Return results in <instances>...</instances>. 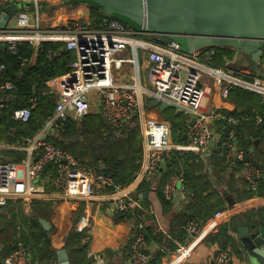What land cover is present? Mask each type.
I'll list each match as a JSON object with an SVG mask.
<instances>
[{"label":"built area","instance_id":"2783aa9c","mask_svg":"<svg viewBox=\"0 0 264 264\" xmlns=\"http://www.w3.org/2000/svg\"><path fill=\"white\" fill-rule=\"evenodd\" d=\"M50 3L51 0L19 1L23 8L14 15L10 25L12 17L0 29V44L6 46L3 52L16 54L19 44L28 43L35 52L31 63L44 43L61 44L63 51L68 50L76 56L68 73L47 82L50 92L57 97V104L43 129L20 146L0 144V153L2 150H15L24 151L27 155L22 163L0 160V208L10 202H20L31 208L33 202L44 201L54 204H108L114 216L141 209L143 195L137 200L134 197L137 190L145 180L150 181L162 174L176 152L194 153L206 162L213 151L218 150L225 163L235 168L238 177L253 188L260 184L264 168L246 161L236 130L238 121L222 113V109L210 107L206 100L218 91L222 100L227 101L230 90L236 87L258 95L264 104V49L258 62L261 74L257 76L252 65L238 70L232 67L238 52L231 48L228 49L234 53L232 58L225 57L223 64L218 65L213 61L212 49H203L189 56L182 52L177 42L162 43L157 34L143 33L111 16H105L97 28L92 26L91 19L87 23L85 20L89 18L83 14L63 24L44 27L40 6L46 8ZM11 4L12 0H0V20L3 9ZM57 55L58 52L52 50L48 58ZM25 63L27 60L23 61ZM122 69L127 71V77L117 83L118 75L114 71ZM4 71L5 66L0 65V110L7 106L10 94L15 91L12 82L4 80ZM203 74L213 82V88L202 86ZM153 101L170 106L176 114L186 118L184 142L175 143L170 122L163 115L159 116L157 109L148 110V104ZM94 104L98 108L97 113L112 128L122 129L133 123L139 127L143 150L141 168L126 186L103 174L93 175L74 155L47 141L48 135L64 131L70 118L81 121L90 115ZM36 105L37 99H31L29 108L13 113L14 120L28 122ZM255 121L257 125L264 124V112L257 114ZM41 149L44 153L37 157ZM48 165L56 167L53 183L43 176ZM52 187L54 190L51 192ZM163 195L177 211L189 201L183 172L168 179ZM223 212L216 213L202 229L198 220L187 222L183 230L188 242L166 255L170 258L168 264L186 251L187 256L180 264H190L189 259L196 246L220 228ZM136 219L138 224L128 225L132 245L127 264H151L153 254L146 241L147 221L142 215ZM89 228L86 217L81 218L77 224L78 231L86 233ZM82 242L90 245L88 233ZM15 247L2 264H32L21 235ZM88 258L93 260V264H109L104 253L91 247ZM230 261V254L222 252L211 264H228ZM49 264L58 262L52 260Z\"/></svg>","mask_w":264,"mask_h":264},{"label":"trees","instance_id":"16d2710c","mask_svg":"<svg viewBox=\"0 0 264 264\" xmlns=\"http://www.w3.org/2000/svg\"><path fill=\"white\" fill-rule=\"evenodd\" d=\"M76 1L70 0V4L73 7L79 6L75 4ZM90 14L92 26L95 28L106 16L96 7L90 8ZM62 49L64 47L61 44H42L36 54L35 63H31L35 53L34 48L28 43L19 44L16 54L9 51L0 53V65L5 66L4 80L12 82L15 86L7 106L0 110V144L20 146L24 140L34 138L52 117L57 97L50 92L47 82L68 73L70 65L76 59L73 52L64 53ZM52 50L57 51L58 55L49 59L48 54ZM212 50L214 51L213 61L218 65L223 64L225 57L231 59L234 54L228 48ZM24 60H27V63L23 64ZM34 98L37 99V105L32 110L29 121L16 122L13 113L18 109L29 108L31 99ZM227 100L232 101L235 108L232 111L221 110V112L238 121L236 130L245 151L246 161L264 168V124L257 125L255 121V116L264 112L261 98L254 93L234 87L230 90ZM168 119L172 123L175 141L184 142L186 118L173 113ZM246 132H249L252 138L260 140L259 147L255 148L254 145L247 144ZM178 133H180L179 138ZM47 141L74 155L93 175L103 174L123 186L130 184L141 168L142 139L139 127L135 123L128 124L122 129H115L106 124L101 114L94 113L81 121L70 118L64 131H56L48 135ZM43 153L44 150L41 149L37 157ZM1 154L3 158H8L13 163H22L27 156L26 152L15 150H3L0 156ZM181 172L185 175L190 197L182 209L177 211L165 199L163 190L168 179L173 174ZM43 176L53 183L56 167L48 165ZM153 180L157 182L155 192L163 208L170 209L173 220L167 235L160 232L158 228L146 227V241L148 244L155 242L159 247L157 253L153 255L151 264H162L163 257L176 252L179 245L188 242V236L183 230L187 222L198 220L202 229L216 213L233 207L237 203L264 198V178L256 188L251 187L243 178L236 175L233 166L225 163L218 150L213 151L206 162L202 161L197 154L176 152L168 161L166 170ZM151 189L152 180H145L134 197L139 200L141 194ZM53 190L52 187L49 191ZM21 205L20 202H10L6 207L0 208V225H7L0 229V235L9 233L13 240L10 246L0 241V264L15 250L19 235L29 251L32 264H49L52 260L57 261L58 251L55 248V240L62 243V248L66 249L70 264H93V260L88 258L90 245L82 242L86 233L77 229V223L85 214L84 202L72 203L65 220L58 219V207H55L54 203L44 201L33 202L32 214L27 218L13 215L9 219V216L1 214L2 211L16 208L19 210ZM141 207L148 209V200H142ZM141 215L145 216L142 208L115 216V219L121 224H138L139 220L136 217ZM53 216L58 219L56 224L52 223ZM262 216V213H259L257 217ZM42 220L53 225L50 231L43 228ZM63 222L66 225H63ZM233 222L234 220L221 226L216 233L204 239L193 251L189 263L211 264L217 254L227 252L231 256L228 264H244L241 247L231 234ZM21 223L28 226L27 233ZM131 245L132 240L129 237L124 250L123 264L129 260ZM105 256L109 264H113L106 254Z\"/></svg>","mask_w":264,"mask_h":264},{"label":"water","instance_id":"95a60500","mask_svg":"<svg viewBox=\"0 0 264 264\" xmlns=\"http://www.w3.org/2000/svg\"><path fill=\"white\" fill-rule=\"evenodd\" d=\"M19 1L22 0H12L11 6L3 9L0 29L23 8ZM75 4L96 7L133 29L155 33L162 43L177 42L189 56L203 49L231 48L238 52L232 67L252 65L256 75L261 74L258 62L264 49V0H77ZM5 49L0 44V53ZM147 108L157 109L162 116L170 106L153 101ZM245 138L250 146L260 144L249 132ZM41 224L46 231L51 230L47 221ZM232 231L237 236L244 264H264V215L248 221L239 219ZM110 248L118 253L120 242H112ZM57 255L58 264H70L66 249Z\"/></svg>","mask_w":264,"mask_h":264},{"label":"crops","instance_id":"0c3cea01","mask_svg":"<svg viewBox=\"0 0 264 264\" xmlns=\"http://www.w3.org/2000/svg\"><path fill=\"white\" fill-rule=\"evenodd\" d=\"M65 2H66L65 0H51L50 4H46L47 9L50 7H54V10H53V14H51L50 16H48L47 14L43 15L44 27H52V26H57L59 24H63L68 20L80 17L81 14L89 18L88 20H85L87 23L90 22L91 19L90 18L91 14H89L90 9L86 5H79L74 8L71 4H68L67 6L66 5L62 6V4H64ZM51 4H53L54 6H50ZM33 63H35V60ZM206 101L210 107L213 106L218 109L229 110V111L234 110L233 104L229 101L222 100L221 93H219L218 91H214V94H212L209 97V99L207 98ZM252 139L254 141L258 140L254 138ZM254 147L257 148L259 146L257 147L254 146ZM252 151L253 150L251 149V152ZM153 179H152V189L149 192L142 194L143 195L142 200L143 201L148 200L149 207L148 209H145L143 207L141 208L145 212V218H147L146 220L147 227L158 228L160 232H162L164 235H167V233L170 230L171 222L173 220V214L171 213L170 209L167 210L163 208L157 196V193L155 192L157 182H155ZM70 206L71 204L68 203L55 204V207H58V213H59L58 219L61 218L62 220H65ZM251 213L253 216L250 215ZM259 213H262V215H264V198H254L242 203H237L233 207H229L226 210H224L223 215L219 220L220 227L234 220L232 226L233 228L239 219L243 221H248L251 218L258 216ZM149 216L152 217L150 218ZM83 217H86V219L89 221L90 224V228L86 230V233L90 235V247L95 249L97 252H102L106 254L113 264H123L122 259L124 255V250L127 246L129 239V230H128L129 226L126 224H121L116 221L115 216L113 215L108 204L102 206L99 205V203L97 202H92L90 204H87L85 209V214L81 218ZM58 219L55 216H53L52 223L56 224ZM49 224L52 229L53 225H51V223ZM63 225H66V223L63 222ZM231 234L237 240V236L233 231L231 232ZM114 241L120 242V249L116 254L113 253L112 249L110 248V244ZM203 241L204 240H202L196 246V248ZM177 244L179 245V243ZM55 248L57 249L58 252L64 249L62 248V243L58 242L57 240H55ZM158 249H159L158 244H156L155 242L149 243V250L153 255L157 253ZM186 256H187V251L181 257L175 258L172 264H180L185 260ZM167 258L168 256L162 258V264ZM57 262H58V255H57Z\"/></svg>","mask_w":264,"mask_h":264},{"label":"rangeland","instance_id":"374dc122","mask_svg":"<svg viewBox=\"0 0 264 264\" xmlns=\"http://www.w3.org/2000/svg\"><path fill=\"white\" fill-rule=\"evenodd\" d=\"M66 2L64 3V4H62V6L64 5H68V4H70L69 3V1L70 0H65ZM50 6H54L53 4H51ZM74 8V7H73ZM53 10H54V7H50V8H45L43 5H41L40 6V12L42 13V15H48V16H50L51 14H53ZM14 17L15 16H13L12 18H11V21H10V23H9V25L14 21ZM235 70H238V69H241V65L240 64H238V65H236L235 66V68H234ZM115 72V74H117L118 75V80L116 81L117 83H120V82H122L126 77H127V71L125 70V69H122V70H120V71H114ZM226 72L227 73H229L230 71H227L226 70ZM208 76L206 75V74H203V81H202V86L204 87V86H210V87H214L213 86V82L212 81H210L208 78H207ZM227 101H229V102H231L232 104H233V106H234V108H235V105H234V103L232 102V101H230V100H227ZM97 110H98V108L95 106V104H94V108L92 109V113L91 114H94V113H97ZM175 114V111H173L172 109H168L166 112H164V114H163V117L167 120V121H169L170 122V124H172L171 123V121L168 119L172 114ZM174 133L172 134V139H173V141L175 142V143H177L176 141H175V138H174ZM177 136H178V138H179V136H180V133H178L177 134ZM3 151V150H2ZM7 160V161H10L8 158H3V156H2V154H1V156H0V160L1 161H5V160ZM19 211V212H18ZM1 214H3L4 216H9V219L13 216V215H21L22 216V218L23 217H29L31 214H32V206H31V208H28V207H26L25 205H21V208L18 210L17 208L16 209H11V210H8V211H2L1 212ZM23 226H24V230H25V232L27 233V231H28V226L26 225V224H24V223H21ZM5 228V227H7V225L6 224H1L0 225V229L1 228ZM20 228H21V226H20ZM0 241L4 244V245H6V246H10V244L13 242V240H12V236L10 237V235H9V233L8 234H2V235H0ZM170 262V258L168 259H166L164 262H163V264H168Z\"/></svg>","mask_w":264,"mask_h":264},{"label":"flooded vegetation","instance_id":"af4514ba","mask_svg":"<svg viewBox=\"0 0 264 264\" xmlns=\"http://www.w3.org/2000/svg\"><path fill=\"white\" fill-rule=\"evenodd\" d=\"M87 6V5H86ZM89 9H90V7L89 6H87Z\"/></svg>","mask_w":264,"mask_h":264}]
</instances>
